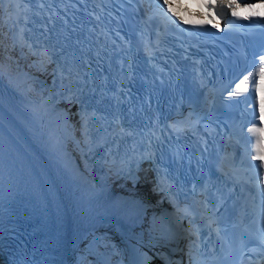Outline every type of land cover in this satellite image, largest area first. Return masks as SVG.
I'll return each mask as SVG.
<instances>
[{
  "label": "snow or ice",
  "instance_id": "snow-or-ice-1",
  "mask_svg": "<svg viewBox=\"0 0 264 264\" xmlns=\"http://www.w3.org/2000/svg\"><path fill=\"white\" fill-rule=\"evenodd\" d=\"M261 3H264V0H260ZM4 0H0V4H3ZM241 6L246 7V8H254L255 5H250L246 2L244 3H238L237 0H218L216 4L208 3L205 5L209 10L215 9V11L218 13V15L223 18L225 15L226 10H231L232 16L236 17L238 19H251V16H246V17H239L236 9L240 8ZM254 14V13H253ZM167 16V14H165ZM212 17L209 16V19ZM261 19H264V17H261ZM218 26V25H217ZM231 26V25H229ZM31 45H29V48L31 49ZM36 54V53H33ZM39 55L43 57H47L49 60L52 59V53L49 52L47 48H43L40 52ZM78 75V73H77ZM261 75H264V55L259 56V64L258 67H256L254 72H249L248 75H245L242 80H240L239 83L235 85V90L229 92V96H237L240 95L241 92H247L249 89V83L252 82V89L253 93L255 92V77H259ZM61 78L62 81L64 79H69L71 80L72 78V70L69 68L67 70V74L65 75L63 69L61 70ZM66 91L69 93L67 97H65L67 103L69 106H71L74 103H79L80 104V112H81V121H82V126L84 128L88 127L89 120L85 118V114L87 112V109L83 103V101L80 98V94L82 93V89L77 88L76 91H73V85H69L66 88ZM249 133H252L255 138L256 142L253 145V151L255 152V156L253 157L254 159H260L262 154H264V143L261 141L260 137V132L262 129L257 128L255 125L251 128L248 129ZM87 135V133H85ZM259 167H264V164L260 165ZM162 190V189H161ZM217 235H219V230H217ZM178 264V262H177ZM190 264H192L190 260Z\"/></svg>",
  "mask_w": 264,
  "mask_h": 264
},
{
  "label": "bare ground",
  "instance_id": "bare-ground-1",
  "mask_svg": "<svg viewBox=\"0 0 264 264\" xmlns=\"http://www.w3.org/2000/svg\"><path fill=\"white\" fill-rule=\"evenodd\" d=\"M131 24L137 25L139 20L137 18L128 19ZM2 36V35H1ZM2 38V37H1ZM10 104V107L14 106V103L10 100L7 101ZM17 108V107H16ZM96 239L100 240L101 248L107 247L106 241H110V236L97 234L94 236ZM97 254V250L93 249L89 244H86L81 251V264H94L93 257Z\"/></svg>",
  "mask_w": 264,
  "mask_h": 264
}]
</instances>
